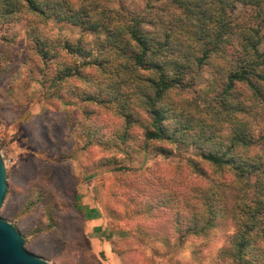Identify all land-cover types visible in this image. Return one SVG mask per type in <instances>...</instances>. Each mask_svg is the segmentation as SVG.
Masks as SVG:
<instances>
[{"label":"trees","instance_id":"obj_1","mask_svg":"<svg viewBox=\"0 0 264 264\" xmlns=\"http://www.w3.org/2000/svg\"><path fill=\"white\" fill-rule=\"evenodd\" d=\"M20 30L29 83L77 106L79 135L107 152L95 165L121 176L141 232L180 247L223 227L219 259L264 264V0H156L138 13L105 0H0V84L19 65ZM204 68L217 94L186 97ZM182 148L197 155L127 165Z\"/></svg>","mask_w":264,"mask_h":264},{"label":"rangeland","instance_id":"obj_2","mask_svg":"<svg viewBox=\"0 0 264 264\" xmlns=\"http://www.w3.org/2000/svg\"><path fill=\"white\" fill-rule=\"evenodd\" d=\"M149 1L156 0H105L137 13ZM54 26L59 27L51 23L48 30ZM27 46L25 31L20 30L12 47L19 65L0 84V150L9 188L0 214L24 236L26 249L51 264H237L218 258L228 239L223 227L180 247L141 232L138 223L143 217L124 194L121 176L113 166L95 165L107 152L87 146L79 135L80 124L72 117L77 106L50 99L45 88L29 83ZM217 91L214 76L204 68L184 95L205 102ZM259 128L264 131V119ZM191 155L197 151L182 148L171 156L142 151L127 165L142 171L166 168ZM40 226L47 229L39 232ZM98 227L108 234L107 240L95 234Z\"/></svg>","mask_w":264,"mask_h":264},{"label":"water","instance_id":"obj_3","mask_svg":"<svg viewBox=\"0 0 264 264\" xmlns=\"http://www.w3.org/2000/svg\"><path fill=\"white\" fill-rule=\"evenodd\" d=\"M7 168L0 150V210L7 195ZM0 264H51L28 251L25 238L10 221L0 214Z\"/></svg>","mask_w":264,"mask_h":264}]
</instances>
